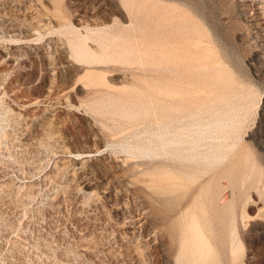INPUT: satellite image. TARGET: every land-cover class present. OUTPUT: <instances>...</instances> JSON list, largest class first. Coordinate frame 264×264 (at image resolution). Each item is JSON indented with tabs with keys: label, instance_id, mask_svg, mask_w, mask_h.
I'll return each instance as SVG.
<instances>
[{
	"label": "rangeland",
	"instance_id": "rangeland-1",
	"mask_svg": "<svg viewBox=\"0 0 264 264\" xmlns=\"http://www.w3.org/2000/svg\"><path fill=\"white\" fill-rule=\"evenodd\" d=\"M0 264H264V0H0Z\"/></svg>",
	"mask_w": 264,
	"mask_h": 264
}]
</instances>
